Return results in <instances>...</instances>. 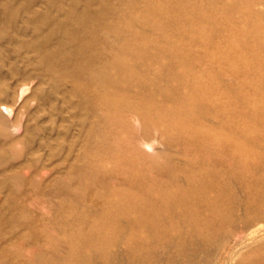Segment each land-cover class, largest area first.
Here are the masks:
<instances>
[{"label":"rangeland","instance_id":"1","mask_svg":"<svg viewBox=\"0 0 264 264\" xmlns=\"http://www.w3.org/2000/svg\"><path fill=\"white\" fill-rule=\"evenodd\" d=\"M6 1L0 0V12ZM117 1L9 0L8 3L17 7L21 26L29 24L26 8L34 12L49 9L54 25L42 30L49 32L58 26L57 22H65L64 5L80 14L87 5L97 10L105 2L106 24L101 26L102 32L109 36L101 35L115 46L123 42V37L108 34L104 26L109 20L121 22L122 17L118 16L121 7L128 11L137 7L135 11H142L148 3H157ZM200 1L203 18L198 21L203 33L223 47L219 54L216 51L211 54L212 59L221 58L216 64L219 70L228 61L232 64V69L217 75L219 88L225 89L230 107L225 117H219L221 122L225 118L222 123L226 131L218 127V117L205 118L208 126L216 127L212 138L217 139L211 138L209 143L227 144V151L199 152L194 142L188 145L158 115L145 118L134 106L138 91L133 74L139 70L145 73L148 69L149 79L154 82V89L150 90L159 93L158 103L166 106L173 103L175 84L180 96L188 91L186 86L168 78L182 74L183 63L191 64L193 60L184 57L182 63L173 61L161 49L163 39L152 28L141 23L133 27L146 35L141 38L147 52L142 57L144 63L128 57L123 59L127 71L120 65L113 72L117 98L122 100L126 95L128 105L114 110L108 130H115V137L107 141L113 150L117 148L115 145L124 146L130 158L147 170L150 198L157 208L144 213L139 212L144 205H138L127 190L119 189L123 175L119 173L114 178L109 175L122 161L120 158L107 161L99 171L88 168L97 152V148H87L94 145L91 129L95 124H99L101 131L105 129V123H97L100 118L90 113L91 102L80 105L78 95L66 97L72 87L71 78L59 81V72L45 74L46 67L36 53L19 42L31 40L30 35H19L18 40L10 42L11 24L0 28V264H264V70L255 64L264 59V0H195V3ZM173 19L170 9L162 18L168 23ZM188 27L189 34L193 26ZM58 29L52 35L53 46L59 39L69 41L65 36L69 28L58 26ZM185 36L181 38L183 44L190 39ZM71 44L68 50L72 49ZM230 45L243 47L241 51L230 52ZM190 48L199 57L193 68L202 73L206 67H215L210 63L212 60L202 59L204 46L195 42ZM70 67L68 64L67 68ZM247 71L252 73L243 75ZM161 74L163 78H159ZM99 81H103L101 75ZM241 93H249L253 98L244 103ZM4 105L11 109V114L2 109ZM252 105L257 107L254 112H250ZM187 138L198 140L197 136ZM89 140L93 144L88 145ZM237 143L242 146L241 151L234 148ZM220 154L222 164L217 163ZM242 156L247 159H241ZM201 164L205 165L204 172ZM171 175L175 181L168 188ZM190 182L209 188L212 184L195 209L189 206V199L179 196L182 193L174 192L178 186L188 189ZM222 186L223 199L218 207H208ZM130 190L133 194L138 189ZM200 203L205 206L198 207ZM131 204L134 210L127 208ZM154 215L161 218V225L144 222ZM167 225L170 226L165 228ZM85 241L92 243L87 245ZM77 243L82 249L75 254Z\"/></svg>","mask_w":264,"mask_h":264},{"label":"bare ground","instance_id":"2","mask_svg":"<svg viewBox=\"0 0 264 264\" xmlns=\"http://www.w3.org/2000/svg\"><path fill=\"white\" fill-rule=\"evenodd\" d=\"M8 1L9 0L6 1L5 5L3 6V10H1L0 12V28H4L8 23L11 24L10 26L13 29V35L10 42H12V40L14 41L15 39L18 40L17 37L19 35H30L32 37L31 40L19 39V42H21L20 44L23 43L24 47L31 48L36 53V56L39 58L40 63L44 64L46 67L45 69L47 72L45 74L51 75L54 74V71L59 72L57 74L58 79H60L59 81L71 78L70 80H72V87L68 90V94H66L65 92L66 97L67 95L69 96L71 94L78 95L80 97L78 98V103L80 105L84 104V102L87 101L91 102L89 106V108H91L90 113L93 115L96 114V116L100 118L98 119L99 122L96 121L97 123H100V121L101 123H105V129L104 131H101L99 129V124H95L91 129L93 132L90 137L94 142V145H91L92 142H90L89 140L90 144L88 142V145L91 146H88L87 148L90 150H92L93 148H97V152L94 155V158L90 159L91 161L88 164V168L90 169L92 167L96 169V171H99L100 168H102L101 166H105L107 161H113V159L115 158H120V160H122L120 162L121 164L118 163L117 165H115L114 169L111 168L112 170L109 175L112 176V178L118 177L119 173L123 175V181L121 184L122 187H120L119 189L127 190L128 194L133 197L138 205H144L139 212L144 213L147 209L152 210L154 208H157L156 204H154L152 202V199L150 198V186H147V170H145V168H143L142 166L137 164L136 161L130 158L128 152L124 150V146L121 147L119 145H115L118 149L115 148V150H113L111 144H109V142L107 141V138H110L111 136L112 138L115 137V130H108L109 124L111 123V118H113L114 110L121 108L123 109V105H128L126 95L123 96L122 100L117 98V93L115 91L117 81L113 77V72L117 71L120 65L122 66V69L124 71H127L126 64L123 62V59H126L128 57H132V60L136 62L144 63L142 57H144L147 53H145V51L143 50V45L141 42V38L143 36L145 38L146 35L143 32H137L133 28L134 25L136 26L138 23H141L145 27H150L154 31H156V36H160L163 39V42H161V49L169 54L173 61L179 62L181 59H184V57L193 60L191 64H188L186 62L183 63L185 64V67H183L184 72L182 74H172L170 75V78H168L170 81L174 79L175 83H181L182 86H186L188 88L187 93L182 97L180 96L179 88L175 84L174 91H172V96H174L175 99L169 106H166L164 103H158L157 97L159 96V93L150 90L154 89V82L149 79L148 69L145 73L141 72L140 70L139 72H134L133 81L136 82L138 91V95L136 97L137 103L136 105H134L137 107L136 109H138L141 115L145 118H148L153 114L158 115L166 124V126L174 128L177 132V135L183 141L188 143V145H190L189 142H194V144L198 146L199 152L211 154L219 149L222 154V151H227V148L229 146L227 144L219 145L209 143V140L213 137L216 131V127L208 126L205 123V118L215 116L218 118H223V116L225 117V115H227L225 113L226 109L230 108L227 107V93L222 86L221 88H219L217 75L219 74V72L223 73V71L232 69V64L230 61H228V64H226L225 67H221V70H219L216 64L220 63L221 58L218 56L217 58L212 59L211 57V54L214 53V51L219 54V52L223 50V47L217 45L214 41V38H211V35H209L208 33H203L201 29L198 20L201 21V19L203 18V16L201 15L203 1L195 3V0H156L157 3H148L146 7L144 6L145 9H143L142 11H135L137 7L136 9L133 8L134 10L132 9L129 11L123 6L121 7V10L118 8L120 10L118 16L119 18L121 16L122 20H119L118 17L117 18L121 22L112 23V21L108 19L109 21L107 25L104 26L108 34H114L117 36L116 38H118V36L123 37V42L120 44L118 43L115 46L112 45L108 39L101 35L103 34L109 36L102 32L104 30L102 29L103 26H101L102 24H106V22L104 21L106 19L103 20L104 14H106L107 10L104 7L105 2L103 3V6L101 5V8L97 10H91V8H89V5H87L85 8H83L80 14L79 11L76 12L74 9H68L66 5H64L62 9L66 11L63 13V15H65V22H57V24L58 26H63V28H69V32L67 34L65 33V36L69 38V41H62V39H59L53 46L51 44V39L52 35L57 30H59L58 26L55 25L54 30L49 32L42 31L43 27L46 29L49 25H54V22H52L51 20L52 15L49 13L50 10L47 9L45 11L34 12L26 8L29 24L21 26L18 24L19 14L17 7L12 8L14 5L11 2L8 3ZM28 1L31 3V0ZM127 2L125 3L127 4ZM195 5H198L197 8H194ZM169 9L171 10L172 15H174L175 17V19H173L171 23H168L166 20H162ZM73 14H78L79 17ZM176 19H180L179 22H177ZM188 26H193L189 34L188 31L190 29ZM183 35H187L190 38L189 41L186 42V44H183V42H181V38H183ZM195 42L200 43V45L205 47L203 48V53H205V56L202 59L205 60V57H207L208 60H212L210 63H213L215 67H206L204 69L206 71L202 73H200L201 70L193 68L192 65H195L199 61V57L193 55L190 48L191 43L194 44ZM69 43H72L71 50H68ZM8 44L10 43L8 42ZM242 47V45H230L229 50L230 52H237L241 51ZM248 61L250 63L252 62L250 58ZM182 62L183 61H180V63ZM68 64H70L71 69L67 68ZM255 64L263 68L264 70V59H259V61H256ZM251 73L252 72L247 71L244 72L243 75H250ZM99 75L103 77L102 82L99 81ZM159 78H163L162 74L159 76ZM83 79L84 82H82ZM158 85L159 84L157 83L156 86ZM239 96L244 103H248L253 98V96L249 93H241ZM2 109L5 110V112L8 114H11L12 112L7 105H4ZM256 109L257 107L252 105V109L250 112H254L256 111ZM258 111L260 112L259 109ZM219 120L220 121L218 127L221 130L226 131V129H224L226 125L222 123L223 121H225V118L222 120V122L221 118H219ZM189 136H197L198 140L187 138ZM212 139L217 138L214 137ZM118 143L122 144L121 142ZM241 147L242 146L239 143L234 146L237 151H241ZM87 150L86 152L88 153L89 150ZM103 152H105L104 155L101 154ZM221 154L217 159V163L220 162L222 164L223 158ZM207 159L208 157L205 160L207 161ZM241 159L247 158L245 156H242ZM201 167L203 170L202 172H204L205 165L201 164ZM174 181L175 176L171 175V178L168 182V188H172L171 185L174 183ZM190 183L191 186L188 189L184 190L183 188L178 186L176 190H174V192L182 193L179 196H183L186 199H189V206L195 209L197 208L199 200L202 199L200 197H203L207 194V192L212 188V184L211 188H209L206 186V184L202 185L198 184L197 182ZM126 186L131 187L126 188ZM132 187H136L138 189L133 194L130 190V188ZM156 188L158 189L159 187ZM90 189L91 187L89 186L88 191ZM223 191V186L219 189L218 192L216 191L217 197L214 202L217 204H214V202L211 201L208 204V207L213 209L218 207L220 200L223 199ZM169 198L170 196L168 197V199ZM192 198H195L197 201L190 200ZM200 206L203 207L205 205L203 203H200L198 207ZM127 208L129 210H134V206L132 204ZM144 222H153L154 224L157 223L158 225H161V218L158 215L148 216L144 220ZM168 226L170 225L165 226V228H167ZM85 242L87 243V245L92 243V241ZM81 249L82 245L77 243L74 246L73 253L77 254L81 251Z\"/></svg>","mask_w":264,"mask_h":264}]
</instances>
